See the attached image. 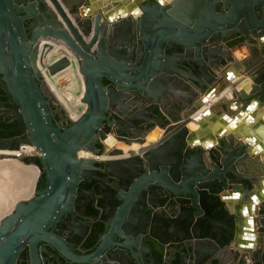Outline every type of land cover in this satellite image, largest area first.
Here are the masks:
<instances>
[{
  "label": "water",
  "instance_id": "water-1",
  "mask_svg": "<svg viewBox=\"0 0 264 264\" xmlns=\"http://www.w3.org/2000/svg\"><path fill=\"white\" fill-rule=\"evenodd\" d=\"M96 1L0 0V86L24 134L19 145L35 148L46 178L42 191L0 221V264L21 257L27 264H248L250 249L238 245L242 222L246 237L252 228L260 237L251 260L264 264V203L258 211H231L222 197L234 190L243 201L262 199L264 165L245 146L226 148L224 159L214 150L206 156L192 146L190 130L208 115L203 106L228 87L221 72L235 59L227 43L264 38V0H142L132 13L118 8L110 16ZM251 50L244 74L252 98L264 104V45ZM68 75L74 84L62 89L58 81ZM48 82L80 100L78 118L55 100ZM54 104L65 115L57 124ZM167 107L178 121L163 119ZM156 127L160 137L150 143ZM109 136L129 150L108 148L102 161L80 155H103L99 144ZM18 161L38 170L36 189L41 169ZM100 163L107 177L96 175ZM90 179L109 191L84 192ZM89 195L94 206L104 199L105 218L87 254L76 237L86 235L79 220L88 219L81 200ZM48 247L57 260L43 256Z\"/></svg>",
  "mask_w": 264,
  "mask_h": 264
},
{
  "label": "crops",
  "instance_id": "crops-1",
  "mask_svg": "<svg viewBox=\"0 0 264 264\" xmlns=\"http://www.w3.org/2000/svg\"><path fill=\"white\" fill-rule=\"evenodd\" d=\"M140 1L142 0H97L95 3L101 4V7L103 8L108 6L106 8L105 16H110L113 13H117L118 8H123L127 14L132 13L131 11L136 8L137 3ZM164 2L167 3L168 0H165ZM95 3H93V6H96ZM113 4L117 5L114 6ZM86 7V5L83 6L81 10L86 9ZM109 7L110 10H108ZM108 13H110V15H108ZM136 13L138 16L142 14L139 8H137ZM241 40H243V38L240 37L228 43V46L232 47V54L235 59V61L230 64H224L225 67L221 72L223 79L228 83V87L203 106L200 113L202 115L208 113V115L202 119L201 124H191L190 130L192 131V134L195 135L192 146L199 147L206 156H208V151L214 150L219 152L222 157L226 148L233 153L234 151H238L241 146H245L247 147L246 150L248 154L255 159H259L264 165V104L252 98L250 93L252 92L254 85L252 79L244 74L246 70L244 65L245 61L248 62L255 58L253 50L251 49L254 46L255 48H260L264 44H260L258 40H256V45L255 43H253L254 45L249 43L240 44V42H242ZM70 81L67 80L68 84H71L69 83ZM216 87L220 88L219 85ZM210 91L211 89H208L201 100H205ZM60 93L64 97L68 95L63 94V92ZM55 94L57 95V93ZM57 98H59L58 95ZM59 100L61 102L63 99L59 98ZM79 105L80 103L78 102L77 106ZM75 109L77 110L78 108L76 107ZM170 117L174 119V121H178L179 119L178 115ZM159 137L160 133L156 127L149 142L157 141ZM117 148L119 147L117 146ZM235 155L232 157H235ZM13 167L14 166L10 165L6 166L5 163H3L0 165V171L7 173L8 170L13 169ZM259 180L262 184V191H264V175L259 176ZM225 195L227 199H229L227 207L231 211H238L241 210V208H243L242 211L245 210L246 212L250 208L258 211L259 205L264 203V197L262 199L251 197V199H256L255 203L243 201L241 196L234 190L223 193L222 197H225ZM155 213L160 217L165 215L163 209L159 208L156 209ZM240 228L242 229L241 238L243 240L239 241L238 245L250 249L248 264H255L251 258L262 247L261 244H259V234L255 228H252L254 233H248L250 237H246L248 228L245 222H242ZM262 251L264 253V248Z\"/></svg>",
  "mask_w": 264,
  "mask_h": 264
},
{
  "label": "flooded vegetation",
  "instance_id": "flooded-vegetation-1",
  "mask_svg": "<svg viewBox=\"0 0 264 264\" xmlns=\"http://www.w3.org/2000/svg\"><path fill=\"white\" fill-rule=\"evenodd\" d=\"M236 39V38H235ZM263 37L262 36H259V37H256L255 36V40L253 41V43H255V45L257 44L256 43V40H258V42L261 44H264L263 43ZM242 42H240V44L241 43H245L244 42V40H241ZM227 46H228V43H227ZM229 47V46H228ZM232 48V47H231ZM67 80H71L70 81V83L71 84H69L70 86H72L73 85V81H72V77L70 76V75H68L67 76ZM48 84V87L50 88V91L54 94V96L56 97L55 98V100H59V98H62V94H60V93H58L56 90H55V88H54V85L52 84V83H50V82H48L47 83ZM105 84H107L106 82H105ZM0 90H2V91H4V95L6 96V92H5V90H4V88L3 87H1L0 86ZM57 93V95H58V97L59 98H57V95L55 94V93ZM66 99L68 98L67 96L65 97ZM63 99V98H62ZM66 99H63V100H61V102L65 105V107H66V109H67V105H66ZM59 102H60V100H59ZM9 103V102H8ZM11 105V104H10ZM62 107L64 108V106L62 105ZM53 108L56 110V111H58V113H57V116H56V118L54 119L55 121H56V123L55 124H57L58 122H60L64 117H65V115H64V113H62V111H61V108L58 106V105H53ZM65 109V108H64ZM161 112H162V115L164 116L163 117V119L165 118H168L169 119V116H171V114H170V112H171V110L167 107V108H165V109H162L161 110ZM2 113H4V114H6V116H13L12 115V105H11V108H8V107H4L2 104H0V114H2ZM71 118L72 119H76V116H74V115H72L71 116ZM112 119H114V118H112ZM158 122H159V120H158ZM19 127V126H18ZM18 127H16V129H18ZM16 129H14L15 131H16ZM24 137V134H22L21 132H19V134H17V136H14L13 138H11L10 140H0V151L3 149V148H7L8 150H10L9 149V147L10 146H12L14 143H18L19 144V140L20 139H22ZM111 139H112V137H111ZM116 143H118L117 141H115ZM110 143H112V141L111 140H109L108 139V143L106 142V144L104 143V142H100V144H99V148H101V150H102V153H103V155H100V157H104L105 155H106V152H107V149L108 148H110V149H114V148H117V146L116 147H110L111 146V144ZM110 145V146H109ZM124 145V144H123ZM122 145V146H123ZM124 146H126V145H124ZM120 149V148H119ZM12 151V150H11ZM3 155H8V154H3ZM8 156H10V155H8ZM82 156V155H81ZM84 157V156H83ZM88 157V156H87ZM38 158V157H37ZM103 160V159H102ZM100 161V160H99ZM30 164H33V163H30ZM94 171H95V173H96V175L99 177V178H104V177H107V175L102 171V165H101V163L100 164H97L96 165V169H94ZM14 173H15V177H19V176H24V175H30V176H33V173L32 172H30V171H27V170H23V169H19V168H15V170H14ZM2 174V173H1ZM33 178V177H32ZM5 179V178H4ZM32 180V179H31ZM30 183H31V181L29 182V184L25 187V190L27 191V189H29V187H30ZM12 187H14V185L13 184H11V186L9 187V188H7V190L8 189H11ZM37 190V189H36ZM91 190H95L97 193H99V191H101V190H104V192H107V191H109V189L108 188H106L105 187V184L104 183H102V182H100L99 180H92V179H90L89 180V182L88 183H86L84 186H83V191L84 192H89V191H91ZM0 192H1V190H0ZM102 202V204H100ZM81 204L83 205L82 206V211L83 212H85V214H86V216L88 217V219H86V220H79V222L81 223L80 224V226H79V231L81 232V233H84V234H86L85 236H83L82 238H80V237H76V239H77V242L79 243V245H80V247L82 248V249H86V250H88V253L87 254H90V253H92V252H94L95 251V249H93V250H90V246H89V238H90V236H91V234H92V231L94 230V228H95V226H97V223H99L102 219H104L105 218V215H104V211H103V205L105 204V201H104V199H102L101 197L99 198V200H98V202L96 203V205L94 206V202H93V200L91 199V196L89 195L88 197H85V198H83L82 200H81ZM220 204H222V202L221 203H219L217 206H219ZM89 207H91L93 210H95L96 212H97V214H93V213H90V209H89ZM1 212V211H0ZM99 213H101L100 215H99ZM96 218H99L98 220L96 219ZM86 223H88V224H86ZM82 224H86L87 226L88 225H92V226H90L89 228H87V229H84L83 227L84 226H81ZM55 230L56 231H59L60 230V227H57V228H55ZM43 244H40V245H38V251H39V254L41 255L42 253H41V246H42ZM48 250H49V254L47 255V254H44L43 256L44 257H50L51 258V261H53V260H57L58 259V257H57V255L56 254H54V251L50 248V247H48ZM61 261H62V259L60 258V262H58V264H61ZM247 261H248V259H247ZM20 262H26L27 263V261L25 260V258H19V260H18V262H17V264L18 263H20Z\"/></svg>",
  "mask_w": 264,
  "mask_h": 264
},
{
  "label": "trees",
  "instance_id": "trees-1",
  "mask_svg": "<svg viewBox=\"0 0 264 264\" xmlns=\"http://www.w3.org/2000/svg\"><path fill=\"white\" fill-rule=\"evenodd\" d=\"M4 91L0 90V104H2L4 107L11 108V105L8 103L7 97L4 95ZM56 123V121L54 120ZM19 125L16 122V118L14 116H6V114L2 113L0 114V140H10L14 136H17L19 132L15 131L16 127ZM19 148L18 143H14L12 146L9 147L10 150L15 151ZM0 154H6L5 152H0ZM22 162L25 164L33 163L36 166H38L41 171L42 175L38 180L36 189L38 191H42L45 188V173L42 170V165L39 160V158H28L25 157L22 159ZM12 165V164H5ZM16 167H13V169L8 170L7 173H3L0 171V213H4L8 211L9 206L11 205V202L15 200L16 198L25 195L26 190L25 187L29 184L33 176L30 175H24L15 177V170ZM2 173V174H1ZM5 178V179H4ZM11 184L14 185L11 189H8ZM165 202V200L162 201V203ZM102 204V202L100 203ZM216 206L211 207L212 210H215ZM90 213L97 214L95 210H93L91 207H89ZM225 214H216V217H223ZM104 231V226L101 222L97 223V226H95L94 230L92 231V234L89 238V246L91 247L90 250H93L97 246V236ZM158 259H161V254H157ZM18 264H27L26 262H20Z\"/></svg>",
  "mask_w": 264,
  "mask_h": 264
},
{
  "label": "bare ground",
  "instance_id": "bare-ground-1",
  "mask_svg": "<svg viewBox=\"0 0 264 264\" xmlns=\"http://www.w3.org/2000/svg\"><path fill=\"white\" fill-rule=\"evenodd\" d=\"M74 84V83H73ZM68 94V93H67ZM67 101H71V102H69V103H67V102H65L66 103V105H67V110L69 111V113L71 114V116L72 115H74V116H76V118H78L79 117V115H78V113L76 112L77 110L75 109L76 107H77V105H78V102L80 103V100L78 99V98H73V96L71 95V94H68L67 95ZM81 105V104H80ZM69 106L71 107V111H70V109H69ZM73 110V111H72ZM152 135V134H151ZM151 135L148 137V141H149V139H150V137H151ZM111 137L112 136H109V140H111L112 141V143H110L111 144V146L110 147H116V146H118L120 149H122L123 151H128L129 150V147L128 146H124L122 143H116L115 141V139L112 137V139H111ZM107 143H108V141H107ZM123 145V146H122ZM135 146V145H134ZM6 154H8V155H10V156H13L14 155V153H7V152H5ZM80 155H82V156H85V157H90V155L89 154H86V153H84V152H81V154ZM3 163H5V164H12V165H10V166H14V167H16V168H19V169H23V170H27V171H30V172H32L33 173V178H32V180H31V183H30V187H29V189H27V191H26V193H25V195H22V196H20V198H22V197H29V196H31L32 194H33V192L35 191V185H36V180H37V177H38V170L36 169V168H34V167H31V166H25V165H23L22 163H20L19 161H17V160H15V159H5V160H2V161H0V165L1 164H3ZM19 198V197H18ZM18 198H16L15 200H13L12 202H11V205L9 206V208H8V211H6V212H4V213H8L9 211H11V209L14 207V201H16ZM2 215H3V213H0V218L2 217Z\"/></svg>",
  "mask_w": 264,
  "mask_h": 264
},
{
  "label": "built area",
  "instance_id": "built-area-1",
  "mask_svg": "<svg viewBox=\"0 0 264 264\" xmlns=\"http://www.w3.org/2000/svg\"><path fill=\"white\" fill-rule=\"evenodd\" d=\"M14 153V157L17 158V159H23L25 157H28V158H34V157H38V153L36 152L35 148L33 146H30V145H19V148L15 151H13ZM90 155V158H94V159H99L100 161H102V159L104 157H100V156H93L91 154Z\"/></svg>",
  "mask_w": 264,
  "mask_h": 264
},
{
  "label": "rangeland",
  "instance_id": "rangeland-1",
  "mask_svg": "<svg viewBox=\"0 0 264 264\" xmlns=\"http://www.w3.org/2000/svg\"><path fill=\"white\" fill-rule=\"evenodd\" d=\"M59 82V85H60V87L62 88V89H65V88H67V86H68V82H67V80H59L58 81ZM61 92H63V94H67L65 91H61ZM62 103V102H61ZM63 106H64V108L66 109V107H65V105L64 104H62ZM67 110V109H66ZM67 112H68V110H67ZM69 113V112H68ZM69 115H70V113H69ZM70 117H71V115H70ZM5 159H15V160H17L18 161V159L17 158H15L14 157V155L13 156H5ZM4 159V160H5ZM3 160V159H2ZM36 190V189H35ZM32 196H33V194H32ZM31 196H29V197H22V198H18L16 201H14V205L19 201V200H22V199H29ZM12 210H13V208L11 209V211H9L7 214L6 213H3V215H2V217L0 218V221L4 218V217H6L7 215H9L11 212H12Z\"/></svg>",
  "mask_w": 264,
  "mask_h": 264
}]
</instances>
